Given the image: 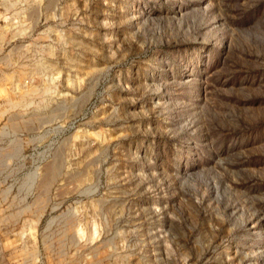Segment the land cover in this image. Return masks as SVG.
Masks as SVG:
<instances>
[{
	"label": "rangeland",
	"instance_id": "obj_1",
	"mask_svg": "<svg viewBox=\"0 0 264 264\" xmlns=\"http://www.w3.org/2000/svg\"><path fill=\"white\" fill-rule=\"evenodd\" d=\"M0 264H264V0H0Z\"/></svg>",
	"mask_w": 264,
	"mask_h": 264
},
{
	"label": "bare ground",
	"instance_id": "obj_2",
	"mask_svg": "<svg viewBox=\"0 0 264 264\" xmlns=\"http://www.w3.org/2000/svg\"><path fill=\"white\" fill-rule=\"evenodd\" d=\"M195 99V98H194ZM193 103V102H192ZM80 232V231H79Z\"/></svg>",
	"mask_w": 264,
	"mask_h": 264
}]
</instances>
